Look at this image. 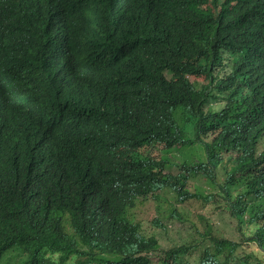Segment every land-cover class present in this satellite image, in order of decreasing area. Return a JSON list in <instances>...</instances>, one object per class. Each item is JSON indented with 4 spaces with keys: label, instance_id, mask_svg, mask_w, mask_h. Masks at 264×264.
Wrapping results in <instances>:
<instances>
[{
    "label": "trees",
    "instance_id": "obj_1",
    "mask_svg": "<svg viewBox=\"0 0 264 264\" xmlns=\"http://www.w3.org/2000/svg\"><path fill=\"white\" fill-rule=\"evenodd\" d=\"M0 264H264V0H0Z\"/></svg>",
    "mask_w": 264,
    "mask_h": 264
},
{
    "label": "rangeland",
    "instance_id": "obj_2",
    "mask_svg": "<svg viewBox=\"0 0 264 264\" xmlns=\"http://www.w3.org/2000/svg\"><path fill=\"white\" fill-rule=\"evenodd\" d=\"M192 154L193 149L187 148L173 153V155L175 156H182L184 158H186L187 156V158H189V156ZM171 170L172 169H169L168 172H171ZM174 172L178 173V171L176 170ZM194 209L198 212H203L205 210L199 203L195 204ZM141 214L147 222L154 220L156 217H160L165 224H169V231L168 233H166V236H164V238L162 239V243L164 246L167 247V249L181 244L182 238L186 235V232L181 231L183 229V225L180 222L172 223L171 221L166 220L164 216L159 215L155 203L151 202L142 207ZM149 226L151 227V231H153L154 225L150 223Z\"/></svg>",
    "mask_w": 264,
    "mask_h": 264
}]
</instances>
